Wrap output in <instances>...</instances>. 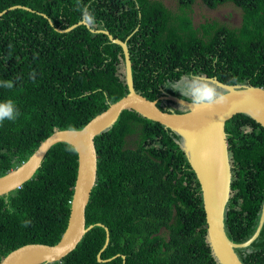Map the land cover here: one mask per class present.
Returning <instances> with one entry per match:
<instances>
[{
    "label": "trees",
    "instance_id": "1",
    "mask_svg": "<svg viewBox=\"0 0 264 264\" xmlns=\"http://www.w3.org/2000/svg\"><path fill=\"white\" fill-rule=\"evenodd\" d=\"M177 1L176 13L158 0L83 3L113 37L124 41L130 36L134 90L149 101L157 100L162 91L182 98L164 85L186 73L264 89V0H200L211 10L225 4L238 8L237 28L219 22L197 27L190 16L195 0ZM75 4L76 0H0V13L6 10L0 16V80L15 82L11 90L0 88V101L13 99L21 113L16 121L0 125V177L26 161L53 132L82 129L127 93L124 75L118 74L117 66L123 64L119 46L80 26L67 34L54 30L77 22ZM16 5H30L34 12L9 9ZM42 14L53 20L54 28ZM157 106L163 110L161 101ZM225 131L231 164L236 172L242 169L231 183L234 193L225 219L227 237L239 244L253 235L259 222L264 128L238 114L226 123ZM127 138L135 139L133 148L127 147ZM179 140L132 110L122 112L109 131L97 136V181L85 209V225L93 228L55 264H217L206 242L200 186ZM69 147L53 146L31 180L0 197V264L21 246H52L60 240L78 165ZM248 154L257 168L253 200L246 196L243 182ZM24 220L31 223L24 227ZM97 223L109 232L104 249L106 232ZM235 252L243 264H264V223L258 238ZM98 254L102 260L113 259L98 262Z\"/></svg>",
    "mask_w": 264,
    "mask_h": 264
},
{
    "label": "water",
    "instance_id": "2",
    "mask_svg": "<svg viewBox=\"0 0 264 264\" xmlns=\"http://www.w3.org/2000/svg\"><path fill=\"white\" fill-rule=\"evenodd\" d=\"M19 8L13 6L9 9ZM6 12L4 10L0 16ZM74 28V27H72ZM71 28V29H72ZM104 34L111 44L121 48L124 60V82L127 94L109 105L92 118L80 130H57L43 140L29 158L16 168L0 177V197L19 189L31 180L40 168L48 151L56 144H67L77 154L76 179L70 201V213L65 231L55 245L29 244L11 251L1 264H48L45 257L55 251L61 253L59 262L72 252L84 235L93 228L85 225V209L91 192L97 181V153L94 139L109 131L125 110H132L144 119L158 123L175 133L180 140V149L184 152L191 170L200 186L202 207L206 221V242L217 264H243L235 250L248 248L259 236L264 222V201L261 217L253 235L245 242L233 243L226 234L225 219L227 204L231 197L232 171L229 159L226 123L235 115L243 114L264 128V89L249 84L227 85L211 78L225 91L227 103L205 107L194 111L190 102L162 92L155 101L137 94L132 80V68L127 41H121L106 30H97L93 34ZM158 101H172L179 113L161 110ZM106 232L104 248L109 242L107 228L99 223ZM102 249V250H103ZM124 259V256H122ZM113 259V258H112ZM100 259L98 262L110 261Z\"/></svg>",
    "mask_w": 264,
    "mask_h": 264
},
{
    "label": "clouds",
    "instance_id": "3",
    "mask_svg": "<svg viewBox=\"0 0 264 264\" xmlns=\"http://www.w3.org/2000/svg\"><path fill=\"white\" fill-rule=\"evenodd\" d=\"M16 6H19V5H16ZM74 7H75V10L79 13V18L75 24H72V25L64 28L63 30H61L60 28H54V25L52 23L53 20L51 19L52 20L51 21L46 15H43V14L42 15L45 18H47L48 22L50 23V26L53 27L56 32L61 33V34H67L71 30H74L79 26L86 28L90 33H95L97 30H105L104 28H101L103 22L97 20L95 13L90 8V5L83 3V0H76V4ZM19 8H22V9L30 11V12H34L32 7H30V5L19 6ZM14 9H16V8H14ZM72 27H74V28H72ZM128 37L130 39V36H128ZM116 39H118V38H116ZM129 56H130V54H129ZM122 61H123V64H120L117 66L119 76H121V74L124 75V60H122ZM130 62H131V60H130ZM131 68H132V64H131ZM123 79H124V76H123ZM132 80H133V78H132ZM245 84H248V83H245ZM14 86H15V82L12 80H7V79L0 80V88L6 89V90H11L14 88ZM164 86L166 88H170L171 90H173L175 92H179L180 96L183 98V99L180 98V99H182L180 101V103L183 105L185 101L190 102V105L194 111L201 110L202 108H205V107L223 105V104L227 103V101H228V96L226 95L225 91L223 89H221L214 82V80H212L211 78H208L204 75H200V74L186 73L184 75H181L178 79H176L174 81L166 82V84ZM162 92H165V91H162ZM168 95H170V94H168ZM174 97H176V96H174ZM177 98H179V97H177ZM161 103L167 105L163 109L169 108L168 111L169 110L173 111V112L175 111V110L171 109L172 105L176 107V105L172 101H161ZM20 115H21L20 110H19L16 102L13 99L9 98V99H5L3 101H0V125H3V123L5 121H12V122L16 121ZM227 143H228V141H227ZM66 150L73 151L74 149L72 147H69ZM7 195H4V196H7ZM8 211L12 212L13 209L11 207H9ZM30 223H31L30 220H24L23 226L27 227ZM43 245H45V244H43ZM60 255H61V253L59 251H55L53 254L46 256L44 259H45V261L48 262V264H55L56 259H58L60 257Z\"/></svg>",
    "mask_w": 264,
    "mask_h": 264
},
{
    "label": "rangeland",
    "instance_id": "4",
    "mask_svg": "<svg viewBox=\"0 0 264 264\" xmlns=\"http://www.w3.org/2000/svg\"><path fill=\"white\" fill-rule=\"evenodd\" d=\"M158 1H161L169 10H172L173 13L179 10L177 0ZM190 16L195 26H199V24L205 22H219V24L228 28H237L241 23V11L232 4L221 5L211 10L206 8L200 0H195L191 7ZM134 140V138H127V147L133 148L135 146Z\"/></svg>",
    "mask_w": 264,
    "mask_h": 264
},
{
    "label": "flooded vegetation",
    "instance_id": "5",
    "mask_svg": "<svg viewBox=\"0 0 264 264\" xmlns=\"http://www.w3.org/2000/svg\"><path fill=\"white\" fill-rule=\"evenodd\" d=\"M161 105L163 106V108H165L167 106L166 104H162V103H161ZM171 109L172 110H177L178 108L172 105ZM247 150H248L249 153L252 151L249 147H247ZM230 163H231V161H230ZM231 168H232L231 169L232 170V181H234L235 179L238 178V171L242 170V169H238L237 172H236L235 171L236 170L235 169V165L233 166L232 164H231ZM256 172H257V168H256L255 160L250 154H248L247 158H246V161H244L243 182H244L245 187H247V189L245 190V194L251 200H253L254 198H257V194H256L255 188L253 186L254 173L256 174ZM233 193H231V197H232ZM263 201H264V198H263ZM253 208L255 209L256 207L253 206ZM262 209H263V202H262L261 210H260V213H259L260 217H261ZM260 217H259V219H260Z\"/></svg>",
    "mask_w": 264,
    "mask_h": 264
}]
</instances>
